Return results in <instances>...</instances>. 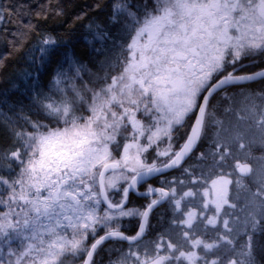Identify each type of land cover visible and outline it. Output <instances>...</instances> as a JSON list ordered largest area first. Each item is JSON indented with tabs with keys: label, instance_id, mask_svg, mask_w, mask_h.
<instances>
[{
	"label": "snow or ice",
	"instance_id": "snow-or-ice-1",
	"mask_svg": "<svg viewBox=\"0 0 264 264\" xmlns=\"http://www.w3.org/2000/svg\"><path fill=\"white\" fill-rule=\"evenodd\" d=\"M69 15L0 0V264H264V0Z\"/></svg>",
	"mask_w": 264,
	"mask_h": 264
},
{
	"label": "trees",
	"instance_id": "trees-1",
	"mask_svg": "<svg viewBox=\"0 0 264 264\" xmlns=\"http://www.w3.org/2000/svg\"><path fill=\"white\" fill-rule=\"evenodd\" d=\"M94 0H63V3L70 14L69 17H61L57 20H51L49 21V24L47 26V31L52 32L55 35L62 36L64 38H71L72 41L76 43V50L78 52H83L86 50L85 48V42H84V35H85V29L82 25H76L73 31L69 32L67 31L69 24H61L58 22L60 19H68L69 23H71L70 16L75 15L76 12H78L81 8H84L87 10V6L90 4H93ZM84 23H87L85 21ZM5 49L3 45H0V53H4ZM14 67H19L13 61V64L9 65V68L7 69V74H11L13 72ZM5 87V84L3 83V80L0 79V88Z\"/></svg>",
	"mask_w": 264,
	"mask_h": 264
}]
</instances>
